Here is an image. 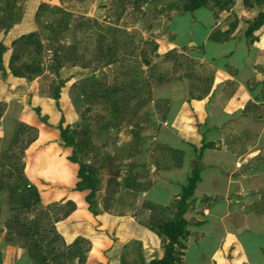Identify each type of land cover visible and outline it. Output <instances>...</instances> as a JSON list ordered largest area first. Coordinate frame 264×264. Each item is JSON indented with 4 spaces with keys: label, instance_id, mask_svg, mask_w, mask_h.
Masks as SVG:
<instances>
[{
    "label": "rangeland",
    "instance_id": "rangeland-1",
    "mask_svg": "<svg viewBox=\"0 0 264 264\" xmlns=\"http://www.w3.org/2000/svg\"><path fill=\"white\" fill-rule=\"evenodd\" d=\"M189 3L0 0V120L7 111L11 120L0 129V264H14L22 253L33 264H84L89 242L80 235L66 242L62 233L108 229L100 219L88 220L91 214L130 215L148 225L177 212L175 201L164 213L151 212L139 193L151 185L157 155L180 160V154L153 140L164 106L155 111L150 99L151 88L163 82L154 72L155 52L192 66L162 42L170 16ZM206 6L216 11L225 38L233 32L250 42L264 36V24L256 27L264 0H207ZM11 66L23 77H15ZM9 89L19 90V96ZM23 91H29L28 98ZM33 95L47 112L32 105ZM252 115L264 118V108ZM60 124L68 127L70 146L61 140ZM244 125L249 132L227 136V150L259 149L264 155V140L252 134L250 123ZM81 164L90 187L79 191ZM115 176L114 208L104 210L105 188ZM248 188L254 196L248 207L264 215V175ZM91 191L95 204L89 207L85 196ZM71 192H77L73 198ZM223 256L231 264L239 253L230 247ZM121 261L127 263V251Z\"/></svg>",
    "mask_w": 264,
    "mask_h": 264
},
{
    "label": "crops",
    "instance_id": "crops-1",
    "mask_svg": "<svg viewBox=\"0 0 264 264\" xmlns=\"http://www.w3.org/2000/svg\"><path fill=\"white\" fill-rule=\"evenodd\" d=\"M220 24L210 7L175 12L169 18L162 42L192 66L162 59V53L155 52L154 72L163 82L151 88L150 106L155 111L164 106L153 140L180 154V160L157 155L156 165H151L155 169L151 185L139 198L169 207L180 201L182 189L197 172L199 180L183 214L188 223H194L180 239L179 264H230L223 256L230 247L239 253L231 264H264V215L247 205L254 197L249 185L264 175V155L259 149L231 153L224 143L229 135L249 132L243 127L247 123L257 140H264V118L252 115L253 109L264 108V36L250 42L233 32L225 38ZM9 93L19 96V90L9 89ZM23 94L29 97V91ZM31 102L47 112L38 95ZM22 105L20 100L19 108ZM76 193L71 192V198ZM130 194L127 188L132 198ZM110 208H114L113 201ZM99 219L108 229L96 230L87 224L86 229L62 233L66 242L78 235L89 242L84 264H120L126 251L127 264H148L163 256L162 240L135 217L109 212L91 214L88 220L96 223ZM14 264L33 263L22 253Z\"/></svg>",
    "mask_w": 264,
    "mask_h": 264
},
{
    "label": "trees",
    "instance_id": "trees-1",
    "mask_svg": "<svg viewBox=\"0 0 264 264\" xmlns=\"http://www.w3.org/2000/svg\"><path fill=\"white\" fill-rule=\"evenodd\" d=\"M207 0H190L188 8L186 10H192L199 7H207ZM258 25L256 27L262 26L264 24V14L258 18ZM34 38V35L31 34L28 37ZM0 48L1 45H0ZM11 73L15 77H23L18 72H16L11 66ZM5 114V113H4ZM3 114V115H4ZM2 114H0L1 117ZM4 117V122L9 124L8 118ZM61 140L67 144L71 145L70 139L71 136L68 135V127H62V124L58 126ZM204 147V146H203ZM80 182L78 183V190H84L89 188L90 177L86 173V167L84 165H79V170L77 174ZM199 180L197 172H193L192 176L189 178L187 187L182 189V196L180 201H176L175 204L178 206L176 213L171 212L166 217H159L156 220H151V223L146 225L147 228L155 233L163 243V256L160 259H153L148 264H177L179 262L181 252L177 248H183L180 243V239L184 238L187 235V226L189 223L184 219L183 214L188 209L189 205L186 203V200L192 196L195 189V184ZM85 202L89 207H92L95 204L94 194L91 191L88 195L85 196ZM149 210L152 212V208H158L161 213L166 212L169 207H161L155 204L148 203ZM29 236V235H28ZM120 264H127L125 261H121Z\"/></svg>",
    "mask_w": 264,
    "mask_h": 264
},
{
    "label": "water",
    "instance_id": "water-1",
    "mask_svg": "<svg viewBox=\"0 0 264 264\" xmlns=\"http://www.w3.org/2000/svg\"><path fill=\"white\" fill-rule=\"evenodd\" d=\"M111 143L109 144L108 153H111ZM117 187V177H113L109 184L105 188V196L102 199V207L104 210H109L111 207V202L114 199L115 191Z\"/></svg>",
    "mask_w": 264,
    "mask_h": 264
}]
</instances>
